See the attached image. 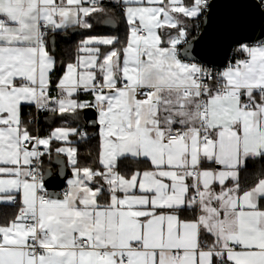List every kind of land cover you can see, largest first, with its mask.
Instances as JSON below:
<instances>
[{
    "label": "snow or ice",
    "instance_id": "1",
    "mask_svg": "<svg viewBox=\"0 0 264 264\" xmlns=\"http://www.w3.org/2000/svg\"><path fill=\"white\" fill-rule=\"evenodd\" d=\"M113 7L125 38L89 35L56 76L50 34L93 29L104 0H0V203L18 208L0 224V264H264V40L215 69L191 55L185 24L208 0ZM25 107L94 112L92 163L70 139L86 131L34 135ZM53 141L71 166L62 195L40 171Z\"/></svg>",
    "mask_w": 264,
    "mask_h": 264
},
{
    "label": "water",
    "instance_id": "2",
    "mask_svg": "<svg viewBox=\"0 0 264 264\" xmlns=\"http://www.w3.org/2000/svg\"><path fill=\"white\" fill-rule=\"evenodd\" d=\"M108 20V19H107ZM107 23V27L115 30L116 22ZM86 31L80 28L70 29L63 35L64 41L73 37H81ZM191 55L200 54L202 62L207 66L221 69L228 64L235 45L241 43L254 44L264 40V9L258 0H210L209 9L203 17L202 29L198 35L191 38ZM50 45L52 52L57 53V39ZM187 47V45L185 46ZM183 51V49H182ZM95 117L94 112L83 114L81 123L88 137L94 136L98 129L91 123ZM63 119L56 116L55 120ZM56 156L52 160V168H45L44 183L50 194H61L67 179L71 177L65 158Z\"/></svg>",
    "mask_w": 264,
    "mask_h": 264
},
{
    "label": "trees",
    "instance_id": "3",
    "mask_svg": "<svg viewBox=\"0 0 264 264\" xmlns=\"http://www.w3.org/2000/svg\"><path fill=\"white\" fill-rule=\"evenodd\" d=\"M191 2L192 0H185L186 4H191ZM202 23H203L202 16H199L196 19L190 20V22L187 25V30L190 33V36H189L190 38H193L199 34V32L202 29ZM88 33H90V31ZM126 33H127V28L125 26V23L120 22V29L118 32V36L121 38V40L125 38ZM59 38L60 39L57 42V53L55 54L56 60H57V70L55 73L56 76H60L63 74L62 69L64 65H66L69 62L74 61L75 56H76V48L78 46L77 40L80 37H73L69 41H64L62 39V36H59ZM238 58L240 57L237 56L235 59H238ZM235 59L232 62H234ZM27 110H28L27 108H24L23 110L24 118L26 120H29L28 117L26 116ZM43 117L40 122V131H39L42 136H44L45 134H48L50 130L58 126L59 122L61 121V120H57V121H54V123L53 122L47 123L43 119ZM70 125L75 126L76 124L72 123ZM31 128H32L33 134L36 135V133L38 132L37 127L32 124ZM97 145H98V136L96 134L92 137H87V139H81L80 137L77 139L76 147L78 149L79 159H80L81 164H91L92 163V160L96 155ZM56 146L57 144L55 143L52 144L53 151H52L51 159H49L48 156L45 155L44 157V167L45 168L53 167L52 160L54 156H56L55 154ZM125 166H129L133 168L137 167L132 162H125L124 164L121 165V168L125 169ZM259 170H260V165H255V166L250 165L249 174L245 177V180L247 182H251V180L254 178V174L258 173ZM17 211H18V208L13 205H9L6 207H0V224L7 223L11 219H13Z\"/></svg>",
    "mask_w": 264,
    "mask_h": 264
},
{
    "label": "crops",
    "instance_id": "4",
    "mask_svg": "<svg viewBox=\"0 0 264 264\" xmlns=\"http://www.w3.org/2000/svg\"><path fill=\"white\" fill-rule=\"evenodd\" d=\"M104 3H105V6L108 9V16H105V17H102V18H93L91 20V22L93 23L94 28L93 29H83V30L86 31V34L83 35V36H81L80 38H78V40H77V44L78 45H79V43H80L81 40L87 38L89 35H93V36H96V35H100V36L117 35L118 36V32H119V29H120V22H123V21L121 19V15L119 14L120 13L119 8L113 7V5L116 3V0H104ZM199 16H202V14H200ZM198 17L185 18V24H186V26L188 25V23L190 22V20L196 19ZM107 19H113L116 22L117 26H116V29L115 30H112V29L108 28L107 25H106V23H103L102 22L103 20H107ZM125 26H126V24H125ZM126 28H127V26H126ZM69 30L70 29H68L67 31L61 32L59 34H56L55 37L57 39V42L60 39L59 36H62V38H63V35L67 34ZM89 31H90V33H88ZM173 34H174V30H173ZM51 36H52V34H50V38H51ZM49 51H50V53L52 55H54V57L56 59V55L52 52V48H51L50 43H49ZM81 98L83 99V98H86V97L81 96ZM25 108L29 109V107H25ZM56 116L57 115H53V114H50L49 113V114L44 115L43 119L47 123H50V122H53L54 123V121H57V120H55ZM58 120H61V121L59 122V125L56 126L55 128L61 127V126H65V127H75L77 129H79L81 132H84V129L81 126V123L83 122V114L81 115V117L79 119H74L72 117H68L66 119L63 118V119H58ZM72 123H75L76 125L75 126H71L70 124H72ZM55 128H53V129H55ZM53 129L50 130V132L48 133V135L51 133V131ZM78 138L79 137H70V139L72 140V146L76 147V143H77V139ZM53 143L57 144L56 147L62 146L61 142L53 141ZM61 157L65 158L66 163H67V158L65 156H61ZM68 167L71 170V166L68 165ZM125 168H131L132 170H135V168L129 167V166H125ZM66 188H67V182H66V185H65L64 190ZM64 190L62 191V193L64 192ZM9 205L10 204H7V203H0V207H6V206H9Z\"/></svg>",
    "mask_w": 264,
    "mask_h": 264
},
{
    "label": "built area",
    "instance_id": "5",
    "mask_svg": "<svg viewBox=\"0 0 264 264\" xmlns=\"http://www.w3.org/2000/svg\"><path fill=\"white\" fill-rule=\"evenodd\" d=\"M260 3H261V5H262V7H263V9H264V0H258ZM209 2H210V0H208V7L206 8V10H204L201 14H202V18L205 16V14H206V12L208 11V9H209ZM189 39H191L190 37H189ZM186 46V45H185ZM184 46V47H185ZM238 47V45H235L234 46V48H233V51H232V54H231V57H230V59H229V61H228V63L229 62H232L236 57H237V55H236V53L234 52V49L235 48H237ZM207 66V65H206ZM209 67V66H208ZM31 113V114H30ZM46 114H49V113H44V112H41V113H39V114H37L36 112H35V109H32V108H29L27 111H26V116L28 117V119L29 120H32L33 121V125L34 126H36L37 127V133H36V135H39V136H41V137H43L41 134H40V122H41V120H42V117L44 116V115H46ZM48 134H45L44 136H47ZM41 150H43V149H41ZM40 171L43 173V175H44V172H45V167H44V158H43V164L41 165V168H40ZM47 191V190H46ZM48 192V191H47Z\"/></svg>",
    "mask_w": 264,
    "mask_h": 264
}]
</instances>
